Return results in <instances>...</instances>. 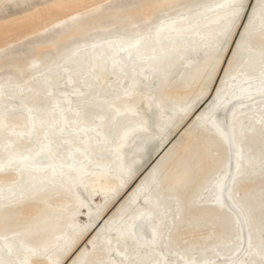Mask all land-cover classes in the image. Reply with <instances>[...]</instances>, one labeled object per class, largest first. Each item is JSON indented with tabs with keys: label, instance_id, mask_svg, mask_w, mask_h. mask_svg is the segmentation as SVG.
<instances>
[{
	"label": "rangeland",
	"instance_id": "374dc122",
	"mask_svg": "<svg viewBox=\"0 0 264 264\" xmlns=\"http://www.w3.org/2000/svg\"><path fill=\"white\" fill-rule=\"evenodd\" d=\"M229 4L0 0V260L260 259L261 21L225 43Z\"/></svg>",
	"mask_w": 264,
	"mask_h": 264
},
{
	"label": "snow or ice",
	"instance_id": "6c2138e0",
	"mask_svg": "<svg viewBox=\"0 0 264 264\" xmlns=\"http://www.w3.org/2000/svg\"><path fill=\"white\" fill-rule=\"evenodd\" d=\"M229 7L231 9L229 28L225 32V43H227V36L231 33V28L240 27L244 29V39H248L252 36L255 31L256 21L259 19L261 21V26L259 29V40L261 43V48L264 50V0H230ZM245 21L247 23L245 24ZM213 202L217 204L221 209H233L235 208V203L232 200L231 189H228V195H224V188L221 187L220 191L214 194ZM131 234V233H129ZM159 238L157 233L153 232L152 241L149 244L152 246V254L158 259H148V260H136L133 259L128 262V264H177L175 261H171L166 255L162 254L161 246L159 245ZM252 247L251 237H249V248ZM31 256L39 258L41 251L39 249H28ZM258 261L250 262V264H264V242L261 243L259 247ZM127 259V258H126ZM183 259V258H182ZM0 264H11V262H6L0 260ZM27 264V262H25ZM96 264H108L103 259L96 261ZM183 264H235L233 261L223 260V261H207L200 260L193 256L191 259L183 260Z\"/></svg>",
	"mask_w": 264,
	"mask_h": 264
},
{
	"label": "bare ground",
	"instance_id": "6f19581e",
	"mask_svg": "<svg viewBox=\"0 0 264 264\" xmlns=\"http://www.w3.org/2000/svg\"><path fill=\"white\" fill-rule=\"evenodd\" d=\"M147 59V58H146ZM242 87V86H241ZM243 87H245V86H243ZM247 93H249L248 91L246 92V91H244V90H242L239 94H237V95H240V96H242V97H246V94ZM47 123L49 124V121L47 120ZM233 135V134H232ZM140 231H141V233H143V229L142 228H140Z\"/></svg>",
	"mask_w": 264,
	"mask_h": 264
}]
</instances>
